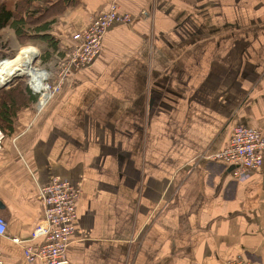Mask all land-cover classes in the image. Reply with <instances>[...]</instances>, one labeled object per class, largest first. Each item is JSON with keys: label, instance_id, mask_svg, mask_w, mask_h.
<instances>
[{"label": "crops", "instance_id": "0c3cea01", "mask_svg": "<svg viewBox=\"0 0 264 264\" xmlns=\"http://www.w3.org/2000/svg\"><path fill=\"white\" fill-rule=\"evenodd\" d=\"M70 1L71 33L112 0ZM117 3L131 22L1 142L2 264H37L10 238H30L54 177L80 191L70 264H264V161L240 182L212 158L235 125L264 135V0Z\"/></svg>", "mask_w": 264, "mask_h": 264}, {"label": "built area", "instance_id": "2783aa9c", "mask_svg": "<svg viewBox=\"0 0 264 264\" xmlns=\"http://www.w3.org/2000/svg\"><path fill=\"white\" fill-rule=\"evenodd\" d=\"M141 16H146V13L142 12ZM131 20L130 15L120 13L117 0H112L107 9L98 11L90 18L87 28L72 33L66 60L55 72L35 69L38 76L26 77V86L36 99L34 109L37 112L42 111L60 92L68 77L89 69L96 62L104 37L113 25H126ZM3 139L4 135L0 132V146ZM212 158L232 167L233 178L243 182L263 165L264 135L248 127L235 125L226 147ZM79 196V190L59 177L38 186L37 198L42 209V219L36 224L27 241L10 238L13 243L22 245L23 257L27 263L70 264L67 248L74 232L76 202ZM6 231V221L0 215V238L6 237ZM229 264L255 263L233 260Z\"/></svg>", "mask_w": 264, "mask_h": 264}, {"label": "trees", "instance_id": "16d2710c", "mask_svg": "<svg viewBox=\"0 0 264 264\" xmlns=\"http://www.w3.org/2000/svg\"><path fill=\"white\" fill-rule=\"evenodd\" d=\"M70 4V0H0V60H11L15 55L2 41L3 31L10 29L21 47L42 45L45 47L44 62L54 59L55 67L60 66L68 55L71 35L77 31L63 32L55 17ZM35 100L24 82L0 89V131L4 138L15 131L18 113L29 110Z\"/></svg>", "mask_w": 264, "mask_h": 264}, {"label": "rangeland", "instance_id": "374dc122", "mask_svg": "<svg viewBox=\"0 0 264 264\" xmlns=\"http://www.w3.org/2000/svg\"><path fill=\"white\" fill-rule=\"evenodd\" d=\"M11 33H12V31L10 29H5L3 31V33H2V36H3L2 41H3V43L7 44V46L10 47L11 51L13 50L12 52L15 53V55L13 56V59L19 57L20 54L23 52V50L31 49L33 51L35 50V53H36V56L33 59V62L31 63V67L33 69L45 70V71H49V72L53 73V72H55L56 68L59 67V66L55 67L56 60H54V59H52V60H50L48 62H44V60L42 59L43 55H45V47L44 46H42V45L41 46H39V45H29L28 44V45H25V46H29V47H25V46L21 47L14 40L13 33L12 34ZM13 59H11V60H13ZM2 60H5L4 62L11 61V60H9V58L2 59ZM2 60H0V61H2ZM15 78H17V79H15V81H13V85L12 86H14L17 83H21V82H24L25 85H26V77H24L22 75H19V76L15 77ZM63 87H64V85L62 86V88ZM62 88H61V90H62ZM61 90H60V92H61ZM234 260H236V259H234Z\"/></svg>", "mask_w": 264, "mask_h": 264}, {"label": "bare ground", "instance_id": "6f19581e", "mask_svg": "<svg viewBox=\"0 0 264 264\" xmlns=\"http://www.w3.org/2000/svg\"><path fill=\"white\" fill-rule=\"evenodd\" d=\"M35 50L26 49L19 57L7 61L0 62V86L15 81V77L22 75L24 77L38 76V72L31 67V63L35 58Z\"/></svg>", "mask_w": 264, "mask_h": 264}, {"label": "water", "instance_id": "95a60500", "mask_svg": "<svg viewBox=\"0 0 264 264\" xmlns=\"http://www.w3.org/2000/svg\"><path fill=\"white\" fill-rule=\"evenodd\" d=\"M12 85H13V82H10V83H7V84H5V85L0 86V89H1V88H9V87H11ZM2 210H4V205L0 202V211H2Z\"/></svg>", "mask_w": 264, "mask_h": 264}]
</instances>
